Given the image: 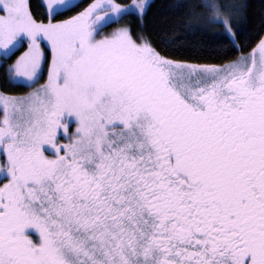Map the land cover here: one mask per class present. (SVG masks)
<instances>
[{
	"label": "snow or ice",
	"instance_id": "snow-or-ice-1",
	"mask_svg": "<svg viewBox=\"0 0 264 264\" xmlns=\"http://www.w3.org/2000/svg\"><path fill=\"white\" fill-rule=\"evenodd\" d=\"M40 8L0 0V264H264V0Z\"/></svg>",
	"mask_w": 264,
	"mask_h": 264
},
{
	"label": "trees",
	"instance_id": "trees-1",
	"mask_svg": "<svg viewBox=\"0 0 264 264\" xmlns=\"http://www.w3.org/2000/svg\"><path fill=\"white\" fill-rule=\"evenodd\" d=\"M32 3L38 12L41 11V0H32ZM149 3L152 5V8L147 14V20L146 22L141 21L140 23L144 24V26L148 29L158 31L165 24L162 17L168 14V10L166 8L167 0H151ZM250 3L252 5L253 12H259L261 10V0H250ZM128 19H135V17L130 16Z\"/></svg>",
	"mask_w": 264,
	"mask_h": 264
},
{
	"label": "rangeland",
	"instance_id": "rangeland-1",
	"mask_svg": "<svg viewBox=\"0 0 264 264\" xmlns=\"http://www.w3.org/2000/svg\"><path fill=\"white\" fill-rule=\"evenodd\" d=\"M151 0H148V2H150ZM128 2H130V0L128 1ZM45 76H46V72H45Z\"/></svg>",
	"mask_w": 264,
	"mask_h": 264
}]
</instances>
